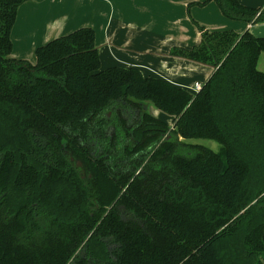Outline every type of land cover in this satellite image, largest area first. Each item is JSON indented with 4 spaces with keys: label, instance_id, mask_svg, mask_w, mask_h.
<instances>
[{
    "label": "trees",
    "instance_id": "1",
    "mask_svg": "<svg viewBox=\"0 0 264 264\" xmlns=\"http://www.w3.org/2000/svg\"><path fill=\"white\" fill-rule=\"evenodd\" d=\"M24 1L0 0V264H264V36L196 24L169 51L214 68L193 92L101 69L90 27L10 57Z\"/></svg>",
    "mask_w": 264,
    "mask_h": 264
},
{
    "label": "crops",
    "instance_id": "2",
    "mask_svg": "<svg viewBox=\"0 0 264 264\" xmlns=\"http://www.w3.org/2000/svg\"><path fill=\"white\" fill-rule=\"evenodd\" d=\"M202 1L27 0L19 5L11 28L10 55L34 63L37 47L78 28L90 27L95 33L101 69L135 67L145 76L192 91L193 84L206 81L214 68L173 56L169 51L173 47L189 49L197 45V25L209 31L242 33L247 29L255 36H264V22L228 19L213 0L203 6L193 4ZM239 2L253 8L264 7V0ZM197 72L200 81L194 75ZM152 109L154 112H149L160 118V110ZM162 120L168 123L171 117Z\"/></svg>",
    "mask_w": 264,
    "mask_h": 264
},
{
    "label": "rangeland",
    "instance_id": "3",
    "mask_svg": "<svg viewBox=\"0 0 264 264\" xmlns=\"http://www.w3.org/2000/svg\"><path fill=\"white\" fill-rule=\"evenodd\" d=\"M258 26H261V25H258ZM11 57V55H9ZM14 58V57H13ZM258 68L260 70H264V52L261 53L260 55V58H259V62H258ZM196 77H198V80L200 81L201 79V75L197 72L194 74ZM205 81H202V83H204ZM201 83V82H200ZM201 83V85H202ZM148 106H146V109L148 111H153L152 107H154L151 103L148 102ZM154 112V111H153ZM160 112V118L163 119L164 117H168L167 114L161 112V111H158ZM169 122V125H172V122L171 120H168ZM185 142H188V143H197V144H201V145H204V146H207L209 148H211L212 150L214 151H219L220 149V144L214 140H211V139H206V138H191V139H184Z\"/></svg>",
    "mask_w": 264,
    "mask_h": 264
},
{
    "label": "built area",
    "instance_id": "4",
    "mask_svg": "<svg viewBox=\"0 0 264 264\" xmlns=\"http://www.w3.org/2000/svg\"><path fill=\"white\" fill-rule=\"evenodd\" d=\"M201 88V84L199 82H195L192 87V91L196 92Z\"/></svg>",
    "mask_w": 264,
    "mask_h": 264
}]
</instances>
